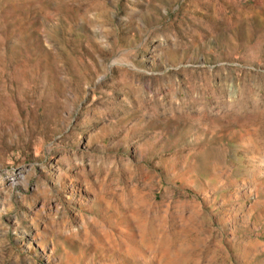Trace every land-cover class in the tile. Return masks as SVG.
<instances>
[{
    "label": "rangeland",
    "instance_id": "obj_1",
    "mask_svg": "<svg viewBox=\"0 0 264 264\" xmlns=\"http://www.w3.org/2000/svg\"><path fill=\"white\" fill-rule=\"evenodd\" d=\"M0 264H264V0H0Z\"/></svg>",
    "mask_w": 264,
    "mask_h": 264
}]
</instances>
